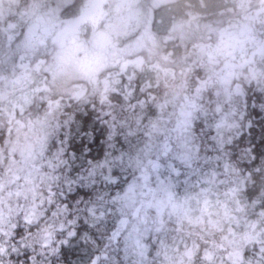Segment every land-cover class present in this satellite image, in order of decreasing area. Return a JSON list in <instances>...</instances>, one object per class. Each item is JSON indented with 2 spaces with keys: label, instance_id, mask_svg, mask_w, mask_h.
<instances>
[{
  "label": "snow or ice",
  "instance_id": "1",
  "mask_svg": "<svg viewBox=\"0 0 264 264\" xmlns=\"http://www.w3.org/2000/svg\"><path fill=\"white\" fill-rule=\"evenodd\" d=\"M0 264H264V0H0Z\"/></svg>",
  "mask_w": 264,
  "mask_h": 264
},
{
  "label": "trees",
  "instance_id": "2",
  "mask_svg": "<svg viewBox=\"0 0 264 264\" xmlns=\"http://www.w3.org/2000/svg\"><path fill=\"white\" fill-rule=\"evenodd\" d=\"M77 255H79V253H77ZM73 259H74V257H73Z\"/></svg>",
  "mask_w": 264,
  "mask_h": 264
}]
</instances>
